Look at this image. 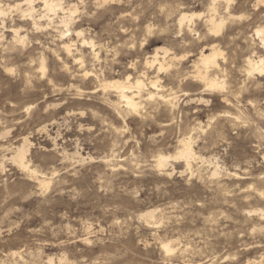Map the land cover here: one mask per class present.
<instances>
[{
	"label": "rangeland",
	"instance_id": "374dc122",
	"mask_svg": "<svg viewBox=\"0 0 264 264\" xmlns=\"http://www.w3.org/2000/svg\"><path fill=\"white\" fill-rule=\"evenodd\" d=\"M260 1L64 0L77 7L69 30L62 11L38 15L40 27L13 7L0 17V264H264V76L249 75L246 61L264 56L253 34ZM214 4L226 24L209 38ZM182 11L201 14L195 31L180 28ZM211 44L221 53L212 77L224 83L212 90L195 77ZM164 48L178 61L149 69ZM127 75L161 85L146 86L158 95L137 111L101 86ZM186 138L191 168L176 158ZM24 144L48 188L13 161ZM148 208L154 219L141 216Z\"/></svg>",
	"mask_w": 264,
	"mask_h": 264
},
{
	"label": "bare ground",
	"instance_id": "6f19581e",
	"mask_svg": "<svg viewBox=\"0 0 264 264\" xmlns=\"http://www.w3.org/2000/svg\"><path fill=\"white\" fill-rule=\"evenodd\" d=\"M39 1L42 2V5H43L42 9H37V7L35 6L36 0H25L24 2H19V3L17 2L13 6H11V4L5 3L4 0H0V17L1 18L6 17L7 10L13 7L20 12V15L23 18H27L28 20H30L35 27H40L38 15H41L40 17H47L50 19V16L52 14L56 15L58 12L60 13V11H62L64 13V16L60 17L61 23H63L67 27V30H69V27H68L69 22L72 19L74 12L77 11V7H75L74 5H70L66 9L64 6V3H65L64 0H39ZM104 1H108V0H104ZM214 1H217V0H214ZM260 2H262L263 4L264 0H261ZM68 12L70 13L66 15ZM180 13L181 14H179V17H178V23H179L180 28L181 29L186 28L190 32L195 31L192 25L194 22V18L195 16L201 17V14L189 13L186 11H182ZM258 18H259V22L254 27L253 34L256 36L255 38H257V40L259 41L261 48H264V11H261L258 13ZM204 24L206 26V31L203 36L205 37L210 38L212 34L220 33L224 29V26L226 24V19L223 15L222 16L217 15V8L215 4L211 8L209 15L205 18ZM11 32H12L11 34H13L14 42H19V43H22L23 45L25 44L27 35H23L21 33L22 32L21 29L12 28ZM80 33L78 35H80ZM80 41H81L82 46H85V45H91L92 47L95 46L92 41H89L86 38H81ZM11 44H13V42ZM209 47L210 48L202 49V51L199 54L198 61L195 63V68H196L195 77L199 79L206 88L212 90V89L224 87V83L220 82L217 77H212L214 72L217 71V69L220 66L218 57L220 56L221 53L215 44H211ZM61 48L65 51V53L68 56H73L74 62L78 65L80 69L84 67L85 60L83 56L74 54V50H75L74 43L63 42L61 44ZM165 50L166 51L163 52L165 53V55L161 61H160L159 56L157 55L158 52L153 57H151L150 59L148 58L146 60V65L149 66V69H151L150 67H153L155 64H158L159 65L158 69L161 70V69H164L165 64L167 62H172L174 59H175V63L178 61L176 54L174 56H171L169 55L168 50L167 49ZM92 51L94 50L92 49ZM94 55H97V54L94 53ZM246 61L249 67V70H248L249 75L252 76L254 73H258L264 76V56L262 55L258 56L257 60L253 57H248ZM41 68L43 70H45L46 68L45 57H42L41 59ZM79 72L81 73L80 75L84 78L89 75V72L83 69ZM144 76H142L143 78L137 77L136 79L132 80L131 76L127 75L123 80H119V79L115 81L108 80L109 82L103 83L101 86L104 88V90L111 88L112 91L115 92L116 97H118L120 101L118 99L117 100L120 103H124L128 111H131V110L137 111L140 105V99H142L144 95L147 94V96L149 95L148 97L150 98L156 97L158 95V93H154L153 91L147 89L146 86L148 84H151L150 87L156 88L158 89V91L160 90V86H161L157 79H152V78H148L149 80L148 84L145 83ZM97 77L98 76H96V78ZM147 90H148V93H147ZM80 92L81 91H77L75 95H80ZM176 97H177V92L175 91V99ZM162 98L164 102L167 103V105H170L169 107L173 106L172 100L170 98H166V96H163ZM115 108L116 107H114V109ZM124 111L126 110L124 109ZM181 143H182V149L178 152L176 158L184 159L187 162L186 165L188 166V168H191L192 161L195 159H198L196 156V152L193 148L192 141L191 139L186 138V139L181 140ZM28 152H29V146L24 144L17 149L12 159L21 168L26 169V170H31L30 163L27 160V155H26L28 154ZM169 158L170 156H164V155H161L158 157L157 166L160 171L166 169V167L169 165ZM31 172L33 173V177L38 179V181L40 180L39 182L41 183V185L47 188L50 186L51 181H48L44 176H41V177H44L43 179H41L40 175H38L37 170H31ZM213 174L214 175L218 174L217 170H215ZM155 214H156L155 209L148 208V210H145L142 212L141 216L147 217L148 219H154ZM163 247L167 253L174 251V248L170 242L163 243ZM249 264H258V263L256 261H251Z\"/></svg>",
	"mask_w": 264,
	"mask_h": 264
}]
</instances>
